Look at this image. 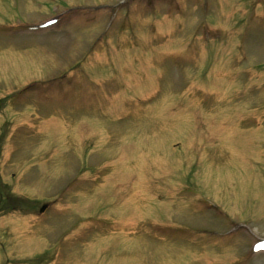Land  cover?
Wrapping results in <instances>:
<instances>
[{
  "label": "rangeland",
  "instance_id": "1",
  "mask_svg": "<svg viewBox=\"0 0 264 264\" xmlns=\"http://www.w3.org/2000/svg\"><path fill=\"white\" fill-rule=\"evenodd\" d=\"M0 194V264H264V0H0Z\"/></svg>",
  "mask_w": 264,
  "mask_h": 264
},
{
  "label": "snow or ice",
  "instance_id": "2",
  "mask_svg": "<svg viewBox=\"0 0 264 264\" xmlns=\"http://www.w3.org/2000/svg\"><path fill=\"white\" fill-rule=\"evenodd\" d=\"M262 247H264V245H261Z\"/></svg>",
  "mask_w": 264,
  "mask_h": 264
}]
</instances>
